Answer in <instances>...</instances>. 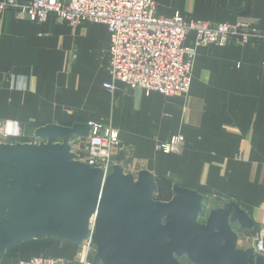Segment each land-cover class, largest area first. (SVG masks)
<instances>
[{
	"label": "crops",
	"instance_id": "1",
	"mask_svg": "<svg viewBox=\"0 0 264 264\" xmlns=\"http://www.w3.org/2000/svg\"><path fill=\"white\" fill-rule=\"evenodd\" d=\"M154 1L164 17L180 12L186 20L264 30V0ZM110 42L102 24L0 16V120L21 125V136L7 144H36V132L50 125L111 126L122 142L115 163L127 174L147 170L158 188L169 185L173 192L179 185L237 203L254 224L249 238L255 249L264 235V44L199 47L190 92L169 97L114 82ZM194 42L191 34L187 44ZM107 83L118 89L111 92ZM176 135L186 140L181 154L156 152L158 142ZM70 145L76 160L85 162V137ZM76 246L31 239L8 250L0 264L35 256L72 259Z\"/></svg>",
	"mask_w": 264,
	"mask_h": 264
},
{
	"label": "water",
	"instance_id": "2",
	"mask_svg": "<svg viewBox=\"0 0 264 264\" xmlns=\"http://www.w3.org/2000/svg\"><path fill=\"white\" fill-rule=\"evenodd\" d=\"M90 131L50 125L36 144H0V258L31 239L81 245L93 226L101 264H264L254 248L238 247L233 225L247 232L254 224L237 203L199 223L206 197L197 191L174 185L173 199L158 201L150 171L135 177L115 165L106 176L76 160L70 144Z\"/></svg>",
	"mask_w": 264,
	"mask_h": 264
},
{
	"label": "built area",
	"instance_id": "3",
	"mask_svg": "<svg viewBox=\"0 0 264 264\" xmlns=\"http://www.w3.org/2000/svg\"><path fill=\"white\" fill-rule=\"evenodd\" d=\"M15 12L19 19L45 22L56 15L72 25L102 24L111 35L109 45L110 74L113 81L147 94L158 92L169 97L189 93L197 49L201 46L229 44H264V30L248 23L212 24L186 20L180 14L164 17L158 14L154 0H0V16ZM195 35V43L187 39ZM105 88L115 92V84ZM88 153L85 163L100 168L105 175L117 165L122 147L119 134L111 126L91 123ZM21 136L17 121L0 120V139L13 143ZM2 142V141H0ZM185 138L176 135L156 144L155 150L164 154H181ZM94 228L81 245L74 259L35 256L17 264H95L96 247L92 242ZM255 251L264 252V235L257 239Z\"/></svg>",
	"mask_w": 264,
	"mask_h": 264
},
{
	"label": "rangeland",
	"instance_id": "4",
	"mask_svg": "<svg viewBox=\"0 0 264 264\" xmlns=\"http://www.w3.org/2000/svg\"><path fill=\"white\" fill-rule=\"evenodd\" d=\"M180 14L181 15V13L180 12H176L175 14ZM182 16V15H181ZM173 17V16H172ZM183 17V16H182ZM199 21H204V20H199ZM204 22H207V21H204ZM211 23V22H210ZM225 23V22H224ZM212 24H220V23H212ZM251 25V24H250ZM253 26V25H252ZM195 36V35H194ZM195 43V42H194ZM201 47H203V46H201ZM197 51H198V49H197ZM197 58V57H196ZM195 62H196V60H195ZM195 67V66H194ZM194 72V71H193ZM193 78V77H192ZM191 90V89H190ZM190 92V91H189ZM182 136V135H181ZM184 137V136H183ZM185 138V137H184ZM74 140V139H73ZM0 141H2V142H0V144H5L4 142V140H2V139H0ZM73 142V141H72ZM71 142V143H72ZM7 144V143H6ZM185 144H186V140H185ZM71 146V145H70ZM81 146H84V145H82L81 144ZM117 165H119V164H117ZM121 166V165H120ZM125 171V170H124ZM127 171H130L129 169H127ZM171 189V187H169V185L168 186H166V188L164 189L163 187H162V189L161 188H158V191L156 192V194H155V199L156 200H158V201H169V200H171L172 198H173V196H174V193L170 190ZM226 203H228V202H226L225 200H223V199H220V198H217V197H206V199H205V202H204V205H203V213L198 217V222L199 223H202V224H204V223H206V221H207V217L209 216V214H210V212H211V210H213V209H215V208H219V207H222L224 204H226ZM233 229L239 234V241H238V247L240 248V249H249V248H254V247H252V244H253V242L250 240V234H249V231H247V232H243V231H241V229H240V226L238 225V224H235V225H233ZM26 245V244H25ZM249 245V246H248ZM79 246L77 247L76 246V248H75V251H74V256L72 257V259H74L75 258V256L78 254V252H79ZM96 251H97V249H96ZM258 253V252H257ZM260 255H262L263 254V252L262 253H259ZM8 255H10V254H8ZM35 255V253H33V254H31V253H28L27 254V256L29 257H31V256H34ZM96 255V254H95ZM22 257V259H23V257H24V254L21 256ZM50 257H55V256H50ZM65 258V257H64ZM68 259V258H67ZM72 259H70L69 258V260H72ZM181 261H186V259L185 258H183ZM5 264V263H4ZM95 264H101L100 262H98V261H96V259H95Z\"/></svg>",
	"mask_w": 264,
	"mask_h": 264
},
{
	"label": "bare ground",
	"instance_id": "5",
	"mask_svg": "<svg viewBox=\"0 0 264 264\" xmlns=\"http://www.w3.org/2000/svg\"><path fill=\"white\" fill-rule=\"evenodd\" d=\"M94 221V220H93ZM249 246V245H248Z\"/></svg>",
	"mask_w": 264,
	"mask_h": 264
}]
</instances>
